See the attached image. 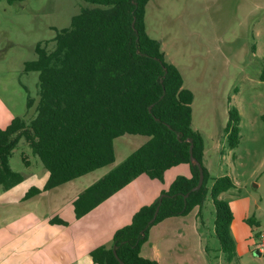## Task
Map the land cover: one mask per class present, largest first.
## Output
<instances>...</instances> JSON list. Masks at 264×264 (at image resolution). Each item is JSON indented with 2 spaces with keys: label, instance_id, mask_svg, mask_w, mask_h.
<instances>
[{
  "label": "trees",
  "instance_id": "16d2710c",
  "mask_svg": "<svg viewBox=\"0 0 264 264\" xmlns=\"http://www.w3.org/2000/svg\"><path fill=\"white\" fill-rule=\"evenodd\" d=\"M14 1L20 0H7ZM85 1L91 5L81 7L68 26L56 29L51 47L38 42L35 59L24 65L25 72L38 73L39 98L32 117L16 116L0 128V185L6 190L24 179L9 164L21 138L48 171L42 188L31 186L27 190L24 198H30L114 162L116 137L146 136L123 161L77 195L72 202L76 218L141 174L162 181L167 169L186 163L190 176L177 175L161 190V201L157 197L139 207L129 223L114 231L110 245H98L90 251L92 261L120 264L114 246L125 264H158L140 255L149 228L167 217L201 208L209 180L214 234L225 260L233 261V214L220 194L234 182L229 175L211 177L203 165V138L192 127L193 92L183 85L179 69L165 59L160 42L148 33L145 12L149 0ZM34 103L29 98L27 106ZM239 125L240 113L232 106L223 128L230 148L239 143ZM191 143L204 173L196 191H191L198 182V168L190 161ZM22 158L28 164L27 158ZM157 206L155 220L145 228ZM50 221L68 224L58 216ZM247 222L254 221L250 218Z\"/></svg>",
  "mask_w": 264,
  "mask_h": 264
},
{
  "label": "rangeland",
  "instance_id": "374dc122",
  "mask_svg": "<svg viewBox=\"0 0 264 264\" xmlns=\"http://www.w3.org/2000/svg\"><path fill=\"white\" fill-rule=\"evenodd\" d=\"M90 5L85 0H0V128L16 116L29 119L35 114L38 73L24 71L25 63L36 57L35 45L47 42V47H51L56 29L68 26L81 7ZM146 24L148 33L160 42L165 59L179 69L183 85L193 92L192 127L203 138L202 161L209 175H229L234 182L232 188L220 194L233 214V261L225 260L214 234L210 180L196 214L210 264H264V251L260 250L264 249V0H149ZM29 98L35 101L30 108ZM232 106L240 113V140L234 148L227 145L223 133ZM142 137H116L114 162L70 180L69 187L78 190L102 177L134 151ZM9 164L24 176L20 188L38 187L32 183L31 175H43L45 167L24 138L12 150ZM182 172L180 165L167 171L162 181L143 174L137 182L144 178L142 184H149L154 191ZM64 187L53 190L51 196H61ZM44 192L47 193L41 194ZM38 195L43 196L39 193L33 197ZM132 195L131 191L125 197L126 205L127 197ZM49 196L48 192L44 198L29 201V220H41L46 211L51 219L55 211ZM19 203H0V211H6L5 218L0 216V224L11 220L13 223L24 211L17 206ZM250 218L253 223L247 222ZM156 243L163 255L162 243Z\"/></svg>",
  "mask_w": 264,
  "mask_h": 264
},
{
  "label": "crops",
  "instance_id": "0c3cea01",
  "mask_svg": "<svg viewBox=\"0 0 264 264\" xmlns=\"http://www.w3.org/2000/svg\"><path fill=\"white\" fill-rule=\"evenodd\" d=\"M252 49L255 51V47ZM146 139L147 137L143 136L140 145ZM180 165L183 167L181 175L190 176V168L186 163L173 166L165 173ZM141 175L80 218L75 217L72 202L90 184L82 185V188L76 190L73 186L69 187L68 181L46 191L50 193V202H52L50 204L55 211L52 217H60L68 222L67 225L51 223L50 218L46 216L47 211L43 212L41 220L40 218L34 221L28 219L29 211H31L29 201L34 198H44L47 193H40L43 196L24 198L31 186L27 190L26 186L20 188L18 186L20 182L3 190L0 193V203L21 202L17 206L24 208V211L19 212L18 217L13 219V223L11 220L0 224V264H95L90 257V251L98 245H110L114 231L129 223L139 207L152 203L161 190L167 189L177 176L171 177L172 179L170 178L164 186L153 191L148 183V185L142 184L145 181L144 178L140 183L137 182ZM31 176L32 183L42 188L47 180L48 171L45 169L41 176L35 174ZM27 180L29 181L28 177ZM62 185L65 187L61 196L57 194L51 196L52 191L59 189ZM131 191L133 195L127 197L129 205H126L125 197ZM199 209L196 206L187 215L167 217L152 225L149 228L147 240L141 246L140 255L156 260L158 264H210L196 218ZM5 213L6 211H0L1 218L6 217ZM170 238H174L173 241ZM158 240L165 251L163 255L156 247ZM147 249L149 252L143 251ZM260 250L264 251V249ZM188 252L190 256L186 255Z\"/></svg>",
  "mask_w": 264,
  "mask_h": 264
},
{
  "label": "water",
  "instance_id": "95a60500",
  "mask_svg": "<svg viewBox=\"0 0 264 264\" xmlns=\"http://www.w3.org/2000/svg\"><path fill=\"white\" fill-rule=\"evenodd\" d=\"M192 147H193V144L191 143L190 144V147H189V153H190V161L192 164L196 165L197 168H198V182L197 184L191 188V191H196L200 188V186L202 185L203 183V179H204V173H203V167H202V164L194 157L193 153H192ZM189 193V192H188ZM188 193H186L184 195V198H186L188 196ZM161 198H162V195L159 196V201H161ZM158 210H159V207L157 206L154 210V213L151 217V219L149 220L148 224L145 226V228L155 220L156 216H157V213H158ZM113 253H114V256L117 258V260L119 261L120 264H125L117 255L116 251H115V247L113 246Z\"/></svg>",
  "mask_w": 264,
  "mask_h": 264
}]
</instances>
